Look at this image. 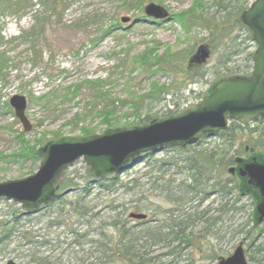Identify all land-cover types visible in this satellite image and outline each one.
<instances>
[{
	"label": "rangeland",
	"instance_id": "374dc122",
	"mask_svg": "<svg viewBox=\"0 0 264 264\" xmlns=\"http://www.w3.org/2000/svg\"><path fill=\"white\" fill-rule=\"evenodd\" d=\"M193 1L56 0L54 10L39 0H30L21 12L11 8L1 11L0 52L6 55L8 67L6 78L0 76V182L35 173L41 161L40 157L20 161L12 156L19 152V139L15 138L19 132H24L22 139L31 144L35 138H45L42 146L59 138L87 137L81 134L82 126L91 129L87 135L118 127L129 129L170 117L167 115L171 111L179 115L192 109L217 77L246 75L241 74L245 70L249 75L253 66L249 56L253 57L256 42L251 32L235 21L243 0L233 4L226 0V7L220 6L219 0H200L203 6L198 8ZM150 2L163 6L169 17L161 20L144 15V7ZM189 8L201 17V24L190 18L182 24L175 18V14ZM124 17L129 20L123 22ZM200 44L209 46L210 56L198 69L193 67L186 73L188 58ZM150 48H156L157 55L169 49L176 58L188 53L185 59L169 56L161 68L143 69L132 63L136 54ZM86 80H100L103 92L115 100L145 95L153 83H165L166 87L172 83L173 94L145 98L137 112L117 101L116 116L112 117L115 120L109 126L103 117L95 115L107 103L95 96ZM13 94L26 97L30 131L22 128L9 105ZM225 148L224 141L215 135L188 148L142 153L129 169L116 174V184L109 190L98 187L90 168L82 158L77 159L58 179V185L73 182L75 186L62 190L58 187L57 196L37 214H24L19 203L0 200V220L11 224L13 216L17 217L11 237L0 244V264L9 259L19 264H131L114 252L120 233L119 225L112 221L124 223L131 232H141L154 230L152 220H167L171 210L176 217L182 213V206L171 202L168 195H174L181 184L190 183L188 159ZM253 153L264 156V149ZM250 154L249 150L237 156L248 159ZM228 177L234 178L238 187L236 177L228 172L221 176V182ZM208 187V192H201L197 198L191 193L183 195L184 206L189 207H184L186 211L201 216L191 229L190 238L195 243L181 244L179 252L172 251L178 239L167 246H147L146 264H217L221 256L231 255L241 243L248 263L253 264L246 256L245 231L254 223V193L240 195L236 189V198L235 194H219ZM69 188L72 190L63 193ZM79 202L83 206L80 214L75 208ZM225 203L233 207L228 212L218 211ZM133 212L146 216L130 218ZM208 219L215 222L211 231L200 233Z\"/></svg>",
	"mask_w": 264,
	"mask_h": 264
},
{
	"label": "water",
	"instance_id": "95a60500",
	"mask_svg": "<svg viewBox=\"0 0 264 264\" xmlns=\"http://www.w3.org/2000/svg\"><path fill=\"white\" fill-rule=\"evenodd\" d=\"M144 15L165 20L168 11L152 2L144 7ZM128 17L122 20L128 21ZM239 21L245 25L256 42L249 75L223 76L213 81L200 102L179 115L152 119L150 123L127 128L108 129L101 134L73 139L50 140L38 147L41 161L35 173L14 180L0 182V200L19 203L24 214H36L57 196L58 179L62 173L82 158L95 178L121 174L135 163L142 153L164 148L194 145L202 137H212L225 130L230 121L264 119V0H254L243 10ZM209 46L200 44L190 54L187 69L201 65L210 56ZM9 105L25 131L31 123L25 115L26 97L13 94ZM235 165L227 172L246 182L257 194L256 221L264 220V161L257 155L248 159L237 156ZM72 188L64 191L68 193ZM142 213H130V218L143 219ZM6 264H19L13 259ZM217 264H249L244 248L238 244L231 255L221 257Z\"/></svg>",
	"mask_w": 264,
	"mask_h": 264
},
{
	"label": "trees",
	"instance_id": "16d2710c",
	"mask_svg": "<svg viewBox=\"0 0 264 264\" xmlns=\"http://www.w3.org/2000/svg\"><path fill=\"white\" fill-rule=\"evenodd\" d=\"M232 1V2H231ZM233 1H241V0H230L231 4H233ZM30 0H0V12L7 9H12L15 13L21 12L24 6L29 3ZM39 2L48 8L51 7V9H54L56 0H39ZM196 8L202 7L203 4L200 0H194L193 1ZM229 2L224 0H219V5L222 7H226V5ZM240 3V2H239ZM23 4V5H22ZM247 4L246 0H243L241 3V6L238 9L239 15L235 18V21L240 24L241 27H244L247 31L248 29L239 22V16L242 12V10L245 8ZM137 6L139 7V4L137 3ZM21 9V10H20ZM228 8H226L227 11ZM55 10V9H54ZM190 8L186 11H181L175 14V18L179 20L182 24L185 20L188 18L191 19V22H194L196 24H201L203 20H201V17L199 18L193 13V11H190ZM237 19V20H236ZM225 51H228V49H225ZM173 53L169 49H165L161 54L157 55L156 48H150L146 52L142 54H136L133 58V64L139 65L143 69H151L153 66L161 68L164 66V63H166L167 58L172 57V59H178L181 57L179 55L178 58H176V55L170 54ZM184 54L181 57V59H185L186 54ZM228 53V52H227ZM175 54V53H174ZM224 55V54H223ZM228 54H225L227 56ZM189 57V56H188ZM187 57V58H188ZM252 55L249 56V59L252 60ZM251 60H249V66L251 67ZM8 67L7 65V57L3 52H0V76H2L3 79H5L4 71ZM199 67H195L194 69H198ZM192 70V69H191ZM191 70H187L186 73H190ZM241 74H248V70H245ZM228 76V75H226ZM220 79V77L216 78L215 80ZM88 83L92 91L95 93V96L104 99L107 103L102 109L97 110L95 112V115H100L103 117V122H105L106 125L112 126L113 125V116H116V110H117V101L120 102L125 107H129L130 110L133 112L139 111V108H141L147 99H154L159 98L160 95H172L171 89L172 83L166 87L165 83L156 84L153 83L150 88L149 92L145 95H138V96H130L128 100H115V99H109L108 93L103 92V86L100 84V80H86L84 81ZM99 82V84H97ZM78 88H76L77 90ZM5 105H7L5 103ZM174 114L172 111L168 113L167 116H171ZM79 119H85L86 116H79ZM91 133V129L88 127H81V134L83 136H87V134ZM25 135L24 132H19L15 135L16 139H19V152H14L12 156L14 158L16 157L17 160L23 161L24 158H32L33 160H38L39 154H38V147L41 145L45 138H35L33 140V144L26 141L25 139H22ZM221 140L224 141L226 148L221 149L222 152L216 151V152H207L205 154H195L193 156V159L190 157L187 161V170L190 174V183L184 184L178 187V189L175 191L174 195H168V199H170L171 202H177L179 206H182V209L180 210L182 213L177 214L176 217H174V213L169 211V217L165 221H157V219L152 220L155 221V224H153L154 230L145 229V231H137L134 230V232H131L128 228H125L124 223H117L112 221V223L119 225V238L117 239L118 246H116V249L114 250L115 253L119 254V257H121L124 262L128 261L131 264H146L149 258L145 259L144 255V249L147 246L150 245H156V244H162L167 246L169 243L173 241H177V246L173 247L172 251H176L177 248L180 247L181 244L188 245V243H195V241L190 238L192 235L191 229L196 227L198 225V222L201 220V216L198 215V213L195 214H189L188 211H186V208L188 210L189 207L184 206L185 199L183 197L188 194H193L194 198L199 197L200 193L203 192V195H205L208 190L216 191V193L222 194H235L236 198L239 194L236 193V189H238V193L240 195L247 194L248 192H253L255 195V199L257 200V194L255 190L248 186L246 182L239 180V178L236 177V180L238 181V187L237 182L234 180V178H227L222 183L220 178L221 176L227 172V168L230 165L235 164L234 159L237 158V154H243L244 152H247L250 150L252 155H257L258 159L264 161V156L261 154L253 153V150L258 149H264V119L258 118L257 120L250 121L248 119L246 120H236L231 121L229 125L225 128V130L218 132L217 134ZM234 143H237L236 147H234ZM245 144L246 146L244 147ZM193 145H187L185 147H191ZM234 154L232 155L231 154ZM221 153V154H220ZM220 154L221 156H219ZM249 158V157H248ZM215 178H217V181H214ZM96 182L98 183V187L107 188L110 189V186H113L116 184V174H110L106 175L104 177L96 178ZM72 187L75 186V183L73 182H61L59 185V189H64V187ZM171 192V190H170ZM234 195V196H235ZM201 198V197H200ZM221 204V206L218 208V211L228 212L233 205L228 206L227 203ZM77 206H75L76 210L79 211V208H83V206H80V202L77 203ZM186 207V208H184ZM171 213V214H170ZM255 214V213H254ZM15 215V214H13ZM12 223L8 220L1 221L0 220V244L4 243L6 239H9L13 233V227L14 224L17 221V217L13 216ZM253 225L251 226V229H248L245 231V240L247 241V253L246 256L248 257L249 261L253 264H264V228H261V224H258L256 221V214L253 220ZM215 222L210 221V219L206 220V224L203 227L202 231L200 233L205 232L209 234V232L212 229V224ZM242 229V228H241ZM241 231V230H240ZM238 231V232H240ZM116 240V241H117ZM179 252V250H177ZM177 252V253H178ZM147 253V252H146ZM145 253V254H146ZM114 255V254H113ZM158 264H164L159 261Z\"/></svg>",
	"mask_w": 264,
	"mask_h": 264
},
{
	"label": "flooded vegetation",
	"instance_id": "af4514ba",
	"mask_svg": "<svg viewBox=\"0 0 264 264\" xmlns=\"http://www.w3.org/2000/svg\"><path fill=\"white\" fill-rule=\"evenodd\" d=\"M216 135V134H215Z\"/></svg>",
	"mask_w": 264,
	"mask_h": 264
}]
</instances>
